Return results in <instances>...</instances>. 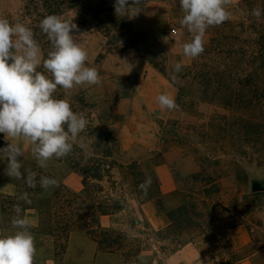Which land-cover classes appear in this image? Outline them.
I'll use <instances>...</instances> for the list:
<instances>
[{
    "label": "rangeland",
    "instance_id": "obj_1",
    "mask_svg": "<svg viewBox=\"0 0 264 264\" xmlns=\"http://www.w3.org/2000/svg\"><path fill=\"white\" fill-rule=\"evenodd\" d=\"M240 1L231 0L228 21L212 26L217 42L213 49L228 45L222 48L223 51L235 52V57L225 62L232 73L244 68L241 65L248 61L249 54L253 58L261 54L255 59L258 64H254L260 73L256 88L250 89L249 100L240 101L232 109L216 102H204L197 93L181 97L174 87V83L180 86L178 78L172 79V83L159 70L143 63L134 52L107 54L105 40L77 25L79 32L71 34L77 36L88 52L87 66L98 70L101 83L77 86L67 93L61 89L62 99L67 98L73 111L83 113L88 120V126L76 144L82 141L88 154L100 139L111 142L117 139L125 152L124 161L139 160L143 172L149 173L159 163L166 164L169 176L164 189L175 183L179 190H198L201 184L188 183L187 178L200 166L206 180L217 181L220 192L207 198L200 193L193 195L189 200L194 207L190 214L192 223L190 226L182 224L176 235L164 230L158 232L150 224L151 219L162 223L165 211L177 205L178 198L174 201L168 195L164 196L167 198L161 207L158 204L147 207L142 220L148 222L146 227L127 230L108 219L103 220V227L127 230L124 239L113 236L116 244H113L111 253L95 249L85 233L76 230L69 235L61 251L56 248L52 237L33 233L39 215L36 210H28L23 215L29 219L35 238V264H49L51 261L54 264H196L197 260L199 264H233L264 248V12L259 19L251 14L254 7L264 10V0H247L243 5ZM20 8L21 0H0V18L11 17L14 21ZM182 17L179 4L172 0L169 5L150 3L139 15L131 18L138 30L150 35L146 44L152 47L149 57L157 62L163 61L168 73H175L177 63L182 67L201 63L210 43L211 33H205L203 54L196 58L185 56L183 44L190 42L192 37L181 25ZM222 31L225 32L221 36ZM100 54L102 58H98ZM215 67L212 78L217 79L212 82L209 97L216 91L212 98L220 101L228 95L226 92L231 86L234 91L244 88L231 81L228 86L220 82L219 70L223 68L218 63ZM196 88L200 89V86ZM162 93L173 96L179 107L160 111L156 97ZM254 96L259 100L253 105L249 101ZM8 143L4 136L2 148ZM24 150L25 157H19L23 162L21 170L30 169L36 173V187L30 188L22 180L5 175L7 162L0 160V232L11 231L10 219L14 215L17 197L23 193L35 194L31 189H42L40 176L58 181V186L43 189L41 197H51L58 191L77 193L81 189V176L69 170L66 163L51 160L43 169L37 166L28 145H24ZM233 158L236 159L234 164L231 162ZM233 221L244 227L251 239L242 248H235L227 237ZM117 222L122 223V219ZM52 227L59 228L60 224L53 223ZM185 228L189 230L182 232L181 229ZM90 246L96 250L95 256L90 253Z\"/></svg>",
    "mask_w": 264,
    "mask_h": 264
},
{
    "label": "trees",
    "instance_id": "obj_2",
    "mask_svg": "<svg viewBox=\"0 0 264 264\" xmlns=\"http://www.w3.org/2000/svg\"><path fill=\"white\" fill-rule=\"evenodd\" d=\"M170 1L172 0H144L139 7L142 11L150 3L169 5ZM175 1L179 4V0ZM246 1L241 0L240 5L245 4ZM114 4L115 0H21L17 18L14 21L11 20V17L6 19L11 23L23 22L33 30L44 58H46L51 44L47 36L41 32L39 24L44 17L54 14L69 22L73 20V23L84 30L100 36L105 40L104 47L107 49V54L134 52L142 59L143 63L159 70L172 83V77L175 75L180 81V86L179 83H174V87L181 97L197 93L201 95L202 101L216 102L229 109L244 99H250V93H252L250 89L256 88L260 76L258 67H254V64H258L255 59H258L261 54L257 58H253L249 54L248 61L241 65L244 68L232 73L225 62L233 59L235 52H224L222 48L228 47V45H219L213 49L217 42L213 37L212 27H209L206 33H211L210 43L205 51L206 57L201 59L202 62L191 67H182L179 73H168L163 61H158L160 62L158 63L156 59L149 57L151 55L149 50L152 47L146 44L151 39L150 35L138 30L128 17H118L115 14ZM129 4H131V0H129ZM223 32L225 31L220 33L221 36L224 34ZM102 56L100 54L98 58H102ZM250 58L253 61H250ZM217 63L223 68L219 70L220 82H225L228 86V81H231L235 86L244 87L234 91L231 86L230 91L226 92L228 95L221 98L220 101L214 99L215 97L212 98L216 91H213L209 97L212 82L214 83L217 79L212 78V72ZM217 68L219 67L217 66ZM38 70L43 71V68ZM196 85L200 86L201 90L197 89ZM55 95L62 99L63 92L60 88L57 89ZM256 95L258 96V94ZM257 100L259 99L254 96L249 103L254 105ZM3 146L4 134L0 133V148ZM110 146L113 147V150L110 149ZM124 157L125 154L117 139L111 142L102 138L88 154L85 149L75 144L72 153L61 160H55L66 163L69 170L75 171L81 176L82 188L77 193L54 192L51 197H41L40 193L43 189H31L35 193L29 196L31 204L25 203L18 196L17 204L21 206L23 212L36 210L39 215V221L36 228L33 229L35 230L33 233L37 236L52 237L56 248L63 251L69 235L75 230L82 231L96 243L99 251L111 253L114 250L113 244H116L112 239L113 236L124 239L127 237V230H134L143 225L146 227L144 221L136 215L145 203L155 201L161 207L167 197L174 201L178 198L181 201L165 211L169 223L164 232H172L173 235H176L182 224L190 226L192 223L190 214L194 207L189 200L193 199V195L200 193L207 198L210 197V194L220 192L217 181L206 180L203 176L204 170L199 168L197 172L187 178L188 183L201 184L198 190L191 192L185 187V190L178 189L164 197L160 192L154 172L145 173L141 170L137 160L127 162L124 161ZM231 160L233 164L236 162L235 158ZM146 176L151 177L152 183L147 195H144L139 185L144 182ZM104 217L109 218L111 223L126 227L127 230L103 227L102 218ZM112 218H115L114 222H112ZM118 219H122V223L117 222ZM53 223H59L60 227L54 229ZM236 226H239V223L233 221L228 230ZM186 230L188 231L189 228L181 229L182 232Z\"/></svg>",
    "mask_w": 264,
    "mask_h": 264
},
{
    "label": "clouds",
    "instance_id": "obj_3",
    "mask_svg": "<svg viewBox=\"0 0 264 264\" xmlns=\"http://www.w3.org/2000/svg\"><path fill=\"white\" fill-rule=\"evenodd\" d=\"M144 0H115L114 10L118 17L135 18ZM231 0H179L183 17L181 25L191 34L190 42L183 44V54L196 58L203 54V37L209 27L228 21ZM260 7L251 14L260 18ZM51 44L46 58L34 32L23 22L11 23L0 18V133L10 143L0 148V160H6L5 175L22 180L28 187H36V173L23 168L19 157H25L24 145L30 147L37 166L48 167L51 160H61L72 153L74 145L85 132L88 120L83 113L74 112L67 98H57V89L65 93L77 86H95L101 76L95 67L87 66L88 52L77 36L78 26L58 15H48L39 24ZM128 64V63H127ZM130 68L132 65L128 64ZM43 71H39V68ZM182 65L177 63L174 72ZM173 80H176L174 75ZM159 110L177 109L175 98L167 93L156 97ZM17 140L13 143L11 140ZM81 148L86 147L81 141ZM150 176L139 185L144 195L151 186ZM39 185L47 190L58 186L57 179L42 175ZM20 199L31 204L28 193ZM10 219L11 231L0 232V264H35L37 248L31 232V223L23 215L19 204L13 206Z\"/></svg>",
    "mask_w": 264,
    "mask_h": 264
},
{
    "label": "crops",
    "instance_id": "obj_4",
    "mask_svg": "<svg viewBox=\"0 0 264 264\" xmlns=\"http://www.w3.org/2000/svg\"><path fill=\"white\" fill-rule=\"evenodd\" d=\"M119 146H120L121 150L123 151L120 142H119ZM137 161L140 164L139 160H137ZM198 170H199V167L194 169V170H192L189 173V176L191 174L197 172ZM152 171L154 172V175H155V177H156V179L158 181L159 189H160V192H161L162 195H164V196L168 195L169 196L171 193H173L174 191L178 190V188L175 187V183L171 187H169L168 189H164L165 180H166L167 176H169L166 164L162 165V164L159 163V164L154 166ZM81 182H82V178H81ZM81 188H82V185H81ZM164 190H166L165 192L167 194H164ZM151 204H156L157 205L158 203L155 202V201H149V202L145 203L144 205H142L141 206V211L136 214L138 216V218H141L142 220H144V215L146 214L147 207H149ZM158 209L161 210L159 207H158ZM106 219L109 220V218H107V217L102 218V222H103V220H106ZM144 222H145V225L148 226V222L147 221H144ZM158 223L159 222H156V221H154L152 219L150 220V224L153 225L154 228H156L155 229L156 231L159 232V231L164 230L168 226V223H169L168 219L166 218V215H165V219H163V222L159 223V224ZM154 224H156V225L158 224V226H155ZM227 237L232 241V244L234 245L235 248H242V247L248 245L250 243V241H251L246 229L244 227H242V226H237V227H235L233 229L228 230L227 231ZM89 242L94 244V246H95L94 248L95 249L98 248L95 242H93L90 239H89ZM90 253H92V256L96 253V250L91 249V246H90ZM196 264H199L198 260H197ZM233 264H264V248L249 254L248 256L242 258L241 260H239V261H237V262H235Z\"/></svg>",
    "mask_w": 264,
    "mask_h": 264
},
{
    "label": "built area",
    "instance_id": "obj_5",
    "mask_svg": "<svg viewBox=\"0 0 264 264\" xmlns=\"http://www.w3.org/2000/svg\"><path fill=\"white\" fill-rule=\"evenodd\" d=\"M49 264H54L52 261Z\"/></svg>",
    "mask_w": 264,
    "mask_h": 264
}]
</instances>
